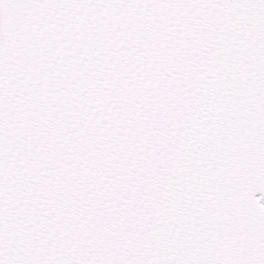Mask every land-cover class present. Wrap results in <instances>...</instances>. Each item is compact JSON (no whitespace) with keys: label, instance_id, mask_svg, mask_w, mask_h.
Here are the masks:
<instances>
[{"label":"snow or ice","instance_id":"6c2138e0","mask_svg":"<svg viewBox=\"0 0 264 264\" xmlns=\"http://www.w3.org/2000/svg\"><path fill=\"white\" fill-rule=\"evenodd\" d=\"M0 264H264V0H0Z\"/></svg>","mask_w":264,"mask_h":264}]
</instances>
